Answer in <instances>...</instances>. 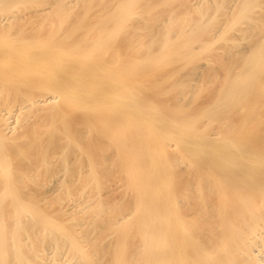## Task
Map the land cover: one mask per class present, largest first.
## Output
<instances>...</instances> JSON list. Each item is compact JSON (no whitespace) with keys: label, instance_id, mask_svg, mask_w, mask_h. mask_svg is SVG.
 Listing matches in <instances>:
<instances>
[{"label":"bare ground","instance_id":"bare-ground-1","mask_svg":"<svg viewBox=\"0 0 264 264\" xmlns=\"http://www.w3.org/2000/svg\"><path fill=\"white\" fill-rule=\"evenodd\" d=\"M0 264H264V0H0Z\"/></svg>","mask_w":264,"mask_h":264}]
</instances>
